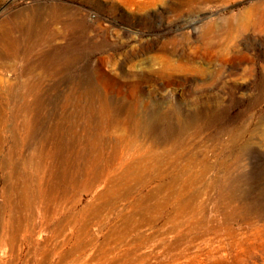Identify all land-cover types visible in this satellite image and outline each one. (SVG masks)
I'll use <instances>...</instances> for the list:
<instances>
[{
    "label": "rangeland",
    "instance_id": "374dc122",
    "mask_svg": "<svg viewBox=\"0 0 264 264\" xmlns=\"http://www.w3.org/2000/svg\"><path fill=\"white\" fill-rule=\"evenodd\" d=\"M0 264H264V0H0Z\"/></svg>",
    "mask_w": 264,
    "mask_h": 264
}]
</instances>
